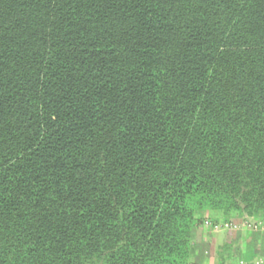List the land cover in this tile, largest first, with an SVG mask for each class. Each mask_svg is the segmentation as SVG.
Segmentation results:
<instances>
[{
	"label": "trees",
	"instance_id": "trees-1",
	"mask_svg": "<svg viewBox=\"0 0 264 264\" xmlns=\"http://www.w3.org/2000/svg\"><path fill=\"white\" fill-rule=\"evenodd\" d=\"M204 215L264 221V0H0V264L198 263Z\"/></svg>",
	"mask_w": 264,
	"mask_h": 264
},
{
	"label": "crops",
	"instance_id": "crops-1",
	"mask_svg": "<svg viewBox=\"0 0 264 264\" xmlns=\"http://www.w3.org/2000/svg\"><path fill=\"white\" fill-rule=\"evenodd\" d=\"M219 220H222L221 217ZM216 232V231H215ZM252 234L247 230L230 231L224 235L214 236L211 242V255L206 249H201L197 254L200 262L196 264H264L263 246L259 240L253 243ZM208 242V238L202 236L201 245ZM227 244V248H222ZM251 249V253L255 254L249 262L247 258V250Z\"/></svg>",
	"mask_w": 264,
	"mask_h": 264
},
{
	"label": "rangeland",
	"instance_id": "rangeland-1",
	"mask_svg": "<svg viewBox=\"0 0 264 264\" xmlns=\"http://www.w3.org/2000/svg\"><path fill=\"white\" fill-rule=\"evenodd\" d=\"M244 217V218H243ZM241 219H230L228 221L219 220V223H216L218 225H222L220 228L215 229L207 217V215H204V224L201 225L198 228V236L196 238V242L194 243V251L195 253L199 252L201 249H206L208 251V254L211 255L212 253V247H211V240L214 236H219L221 238V235L225 234L226 232H230L232 230L239 231V230H247L248 233H253L255 235L254 238L258 237V240L261 242L262 246L264 247V239L261 238L264 234V221L253 219L252 217L243 216ZM235 224L236 227H233L230 224ZM214 228V229H213ZM216 231V232H215ZM252 234V236H253ZM204 236L205 238H208V242L201 245V238ZM262 239V240H261ZM196 253V254H197ZM198 255V254H197ZM192 264H196L192 262Z\"/></svg>",
	"mask_w": 264,
	"mask_h": 264
},
{
	"label": "built area",
	"instance_id": "built-area-1",
	"mask_svg": "<svg viewBox=\"0 0 264 264\" xmlns=\"http://www.w3.org/2000/svg\"><path fill=\"white\" fill-rule=\"evenodd\" d=\"M229 224H230V223H229ZM230 225H232L233 227H236V225H235V224L233 225V223L230 224ZM221 226H222V225H218V224H214V225H213V227H214L215 229H218V228H220ZM214 228H213V229H214Z\"/></svg>",
	"mask_w": 264,
	"mask_h": 264
}]
</instances>
